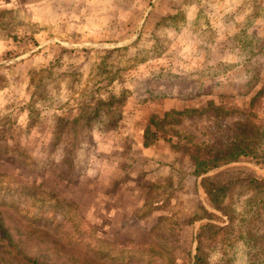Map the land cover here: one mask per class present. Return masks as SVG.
<instances>
[{
	"label": "rangeland",
	"instance_id": "obj_1",
	"mask_svg": "<svg viewBox=\"0 0 264 264\" xmlns=\"http://www.w3.org/2000/svg\"><path fill=\"white\" fill-rule=\"evenodd\" d=\"M261 28L264 0H0V219L20 245L53 264L194 261L196 158L264 153V54L245 96L187 73L241 70ZM187 109L204 111L165 116ZM0 264H20L2 243Z\"/></svg>",
	"mask_w": 264,
	"mask_h": 264
},
{
	"label": "trees",
	"instance_id": "obj_2",
	"mask_svg": "<svg viewBox=\"0 0 264 264\" xmlns=\"http://www.w3.org/2000/svg\"><path fill=\"white\" fill-rule=\"evenodd\" d=\"M244 42L247 48L248 58L242 63V69H236V63L230 67H222L220 62L216 64L204 63L187 73L189 80H196L201 84L205 79L211 80L215 76L227 74L234 75L237 82L234 87H229L224 94L225 98L245 96L253 89L259 80L260 71L255 61L256 57L264 54V29L257 34L249 35ZM241 49H245L240 45ZM237 74H235V72ZM160 96L168 93L158 90ZM101 104H105L102 102ZM211 105H215L210 101ZM215 109L221 106H213ZM203 112V109L171 110L165 116L173 113ZM155 117V121L159 120ZM154 120V118L152 119ZM149 135L148 130L145 137ZM145 143H148L145 141ZM244 163L257 165L260 170L248 167H238ZM247 166V165H245ZM219 168L216 172H208ZM193 175L200 178V189L206 205L202 206L201 214L191 219L193 232H197L196 250L194 261L189 264H264V153L257 151L246 144L234 143L226 149L205 158H196ZM244 192L243 200H239V194ZM238 201H241L239 206ZM207 206L212 207L209 209ZM221 212V213H220ZM224 215L228 217L226 220ZM199 225L196 228V223ZM21 240L16 238L6 227V223L0 219V244L4 250L15 256L20 264H53L48 255H33L20 245ZM129 244L135 242L128 241ZM207 245V246H206ZM41 253L40 248L37 250ZM74 262L78 264H99L98 260L78 259L75 255ZM81 256L85 257L86 254ZM171 264H179L171 261ZM62 264H67L64 261ZM72 264V262L70 263ZM131 264V263H123ZM183 264V263H182Z\"/></svg>",
	"mask_w": 264,
	"mask_h": 264
}]
</instances>
